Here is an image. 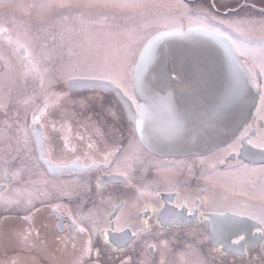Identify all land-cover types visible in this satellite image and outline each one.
<instances>
[{
  "label": "flooded vegetation",
  "instance_id": "flooded-vegetation-1",
  "mask_svg": "<svg viewBox=\"0 0 264 264\" xmlns=\"http://www.w3.org/2000/svg\"><path fill=\"white\" fill-rule=\"evenodd\" d=\"M39 0L28 1L29 20L50 27H91L100 26L105 21V10L103 9H61L52 7L50 9H40L32 7ZM169 3L171 7L148 9V19L156 10L170 11L176 13L181 20L187 19L184 24L175 22L166 24V22H148V37L145 42L155 33L176 29L185 30L187 28H216L219 31L232 36L233 40L241 47L238 39L241 38L246 44L252 45L263 43L264 31L261 30L259 22L264 18V0H162ZM44 3V2H41ZM34 8V9H33ZM18 12L19 8H10L5 11ZM33 10V11H32ZM83 11L85 18L90 22L80 25L78 21L70 19L62 21L61 17L68 15L75 17L79 12ZM88 11L95 12V16L89 17ZM169 19V18H168ZM167 19V20H168ZM171 19V18H170ZM252 20L254 24H244L240 26L239 31L235 30L234 21ZM223 21L224 23H221ZM10 24L4 19H0V28L9 29ZM232 25V26H230ZM231 29L228 33L227 29ZM7 36L9 34L7 33ZM13 42L10 43L12 50L21 58L24 69L25 61L22 59L24 55L23 49L17 50L15 40L17 38L9 36ZM58 38L55 34L51 35L48 40H42V44H37V53H47L50 57L46 62L40 65L41 73L44 76L50 72L48 62L58 55L56 53L57 46L55 41ZM20 39V38H19ZM22 40V39H21ZM0 42L7 44V39L0 37ZM64 44V43H63ZM59 45L60 42H59ZM43 46V47H41ZM64 47V46H63ZM242 48V47H241ZM243 49V48H242ZM244 50V49H243ZM245 51V50H244ZM246 55H239L241 61L248 69L250 81L264 86V76L260 75L259 65L254 61L251 54L245 51ZM135 66V65H134ZM2 66L0 65V70ZM54 72V70L52 69ZM134 67L131 68L130 76L123 78L128 86L130 94L135 96L133 85ZM36 74V73H34ZM36 77V93L38 97L35 103H39L44 91L60 93L68 90V85L62 82L43 83L41 86V78ZM261 93V89H259ZM260 93L257 104L249 120L243 125L238 133L229 141L210 150L200 153H187L181 155H158L153 152L140 149V162L135 166L130 184L121 182H110L107 173L116 170V166L124 156V149L128 146L130 140L138 138L137 131L135 137L130 133V128L136 126L135 122L130 119L123 101L120 99L118 92L114 88L103 89L100 87H87L73 90V98L88 97L93 103L89 108V113H95V118L102 123L101 131L105 133L104 141L113 144L121 149L119 154L110 157L112 167H92L85 169L81 166H73L71 161L77 157L80 158V165L90 163L85 159V154L98 158L99 152L95 149L90 150L88 143L97 141L98 137L89 129L86 131L83 127L78 126L76 121H69L66 128L57 132L49 131L52 140L51 159L54 163L69 164V170L60 172L51 168L45 161L39 159L38 146L35 138L30 135V143L27 148L17 143L16 135L10 133L8 125L4 121V117H8V110L0 107V150L5 153L16 154L15 169L19 165H25L22 175L21 184L23 187H35L39 189L40 194H48V200L44 205L33 200L36 208L45 207L55 199H60L65 205L75 207L77 204L83 205V212L87 213L93 207V204L99 206V214L97 216L85 219L82 226L86 229L92 228L93 224L97 227H107L109 219L112 220L111 227L126 228L129 235L131 232H137L138 235L130 240L127 244L121 245L123 252L114 250L103 243V238L98 232L92 235L93 241L92 252L96 255L97 249L100 251L104 247H109L116 251L117 254L123 255L126 260L128 257L133 259L139 258V261L145 264H232L233 261L244 259L250 255V252H256L264 256V248L261 247L260 235L255 234V240L250 244L246 251L242 253L234 252H216L213 251V242L209 237L212 235L211 218L219 212H227L231 214L233 209L241 210L248 213H255L257 216L264 210V160L261 159L259 149H251L257 153L254 157L249 156L246 151L241 150L240 155L236 154L229 145L233 144L236 137L247 128L249 138L257 139L258 133L264 131V110H258L260 104ZM120 94V93H119ZM136 98V96H135ZM55 99L54 97L52 98ZM19 108L17 106V115L19 122L23 124L25 120L31 123V111L35 106L32 99H19ZM137 104L139 100L136 98ZM31 103V105H27ZM25 105L29 106L25 109ZM111 109L117 115L113 119L104 109ZM133 113L137 112L136 108H132ZM27 114V115H26ZM26 115V118H25ZM59 128V125H57ZM70 128L71 131L67 129ZM84 135L85 140H80V136ZM67 137L70 140L67 148H64V140L61 137ZM246 148V140L240 141ZM20 151H17V148ZM98 148L103 147V142L97 144ZM75 148V152L72 149ZM223 160L224 163H220ZM0 168L5 166L10 169L9 162L0 156ZM16 179L11 181L0 178V184L4 186L0 194L11 197L13 199L25 200L28 198L11 196L7 194ZM102 185L105 201L100 202L97 182ZM79 185L81 193L79 196L73 197L69 202L67 197H60V192L67 187ZM111 197L109 200L108 198ZM194 197H200L195 208L192 207L190 201ZM203 202V203H201ZM113 205L116 207L114 208ZM49 216L51 215L54 234L57 236H67L68 241L72 244L78 241H87L89 233L86 231L81 233L75 239L71 238V234L57 226V217L52 214V210L47 208ZM192 217L189 222L184 225H175L164 222L166 217L170 218L171 213H182L188 216L189 211ZM18 209H10L9 211L1 210L0 215L10 216V222L15 224L22 218L23 213L17 215ZM115 212L116 215L109 216ZM203 214V215H202ZM116 216H120V223L116 224ZM207 217V219H205ZM40 212L37 215V224L41 225ZM64 223H68L67 220ZM249 224H255L253 220L248 221ZM90 224V225H89ZM26 226V225H25ZM254 232V229H253ZM115 236L109 228V235ZM53 234V233H52ZM110 237V236H109ZM111 240V238H110ZM165 241L166 246L161 244ZM155 245V247H150ZM8 247H14L8 245ZM20 249V248H19Z\"/></svg>",
  "mask_w": 264,
  "mask_h": 264
},
{
  "label": "snow or ice",
  "instance_id": "snow-or-ice-1",
  "mask_svg": "<svg viewBox=\"0 0 264 264\" xmlns=\"http://www.w3.org/2000/svg\"><path fill=\"white\" fill-rule=\"evenodd\" d=\"M169 3L159 2V0H46L44 3H38L32 5L40 9H50L52 7L61 9H103L105 15H111L113 19L122 17L123 19H132L133 17H144L148 9L171 7ZM131 13V15H126ZM74 19L79 22L80 25H84L88 22L85 18L84 12H79L75 17L68 15L62 16V21H68ZM221 23H224L221 21ZM255 21L252 20H238L234 21L233 24L236 26L235 30L239 31L240 26L244 24L252 25ZM260 28L264 31V18L259 22ZM232 26V25H230ZM75 26L69 31H74ZM209 32L217 33L218 35L225 37L231 42L235 52L240 55H246V52L233 40L232 36L227 35L223 31H219L216 28H208ZM11 29L0 28V37L8 40L12 43L11 37L7 36ZM129 40L131 42L132 37L135 34V30L129 28L128 30ZM38 39V38H37ZM17 50L23 49L24 55L22 59L25 61V71L29 73H36L40 75L41 86L43 88V74L41 73L40 65L46 62L50 57L47 53H40L39 56L35 54L33 47V37L25 33L23 40L17 38L15 40ZM43 47V46H41ZM259 54L262 58V62L259 64L260 75L264 76V46L259 49ZM198 69L193 67L191 69L192 77L195 78ZM51 83V81L49 82ZM68 85L67 91L60 93L44 91L42 98L39 103H35L38 98L35 94L33 95V103L35 106L31 111V123L28 124L27 120L23 124L17 121L16 137L17 143L24 148H27L30 143V135L35 138V143L38 146L39 159L45 161L51 168L60 172H66L69 170V164H58L50 158L52 151V140L49 135V131L57 132L60 129L66 128L69 121H76L78 126L83 127L86 131L91 129L94 134L98 137L97 141H91L90 137L88 148L90 150L95 149L99 152L98 158L95 156H89L85 154V159L90 160V163L80 165V158L77 157L74 161H71L73 166H81L85 169L92 167H112L110 157L115 154H119L121 149L113 144H108L104 141L105 133L101 131L102 123L95 118V113H89V108L93 103L91 98H73V90L77 87L92 86L100 87L103 89L115 88L122 98H125L126 102L129 103L130 117L136 118L139 112V105L137 104L134 95L128 91V86L125 83L123 77L119 72H111L107 75L104 74H91V75H70L65 81ZM253 85L258 89H261L260 93V104L258 110H264V86L256 83L253 80ZM141 90L142 85L140 86ZM243 94V88L238 85L230 90L225 98L218 103L211 111L195 112L189 116L177 115L171 122L170 127L165 132L164 136L167 140L166 143L161 142V137L158 134L149 132L144 136L143 140L136 138L130 140L128 146L124 149V156L121 161L118 162L116 170L108 172L107 175L110 178V182H121L130 184L132 180L135 166L140 162V149H144L149 152H153L160 148H177L181 145L178 143L185 136L190 137L192 140H199L208 136L209 133L214 130L219 123L225 118L228 107L234 103ZM55 98L54 100L52 98ZM0 102V107H5ZM132 108H136L137 112L133 113ZM104 111L110 115L113 119L117 118L115 112L111 109H104ZM264 118V117H262ZM139 121H137V124ZM59 125V128L57 127ZM241 132L240 136L236 137L232 145L229 148H233L237 155H240V151L244 150L249 156L254 157L257 153L251 151V149H259V155L264 160V131L258 133L257 139L249 138L247 128ZM71 131L70 128L67 129ZM136 126L130 128V133L135 137ZM64 140V148L68 147L70 140L67 137H61ZM84 135L80 136V140H85ZM246 140L247 145L250 148H246L240 141ZM103 142V147L98 148L97 144ZM21 149L18 147L17 151ZM75 152V148L72 149ZM220 163H224L223 160ZM25 165L21 164L18 168L9 172L8 167L5 166L0 168V178L11 181L12 179H18L21 177ZM98 190V196L100 202L104 203L105 197L101 183L98 181L96 184ZM81 187L79 185H73L67 187L65 190L60 192V197H67L69 202L72 201L73 197L79 196L81 193ZM47 195V193H45ZM109 200L111 197L108 198ZM200 197H194L190 203L195 208L197 201ZM203 203V202H201ZM45 207L52 210V214L57 217V226L68 231L71 234V238L79 236L81 233L88 232L89 239L87 241H81L79 248L73 246V255L71 260H65L62 258L66 252V247L61 248V244L65 243L63 236H56L55 234L49 235L47 231L43 233L38 231L42 228V225L37 224V215L39 214V208H36L31 198L25 200L13 199L11 197L0 194V209L9 211L10 209H18L17 215L23 213L20 223L14 225L10 222V216L0 215V245H12L14 247L23 249L24 251L17 252L14 258L5 259L3 264H40L39 256H43L47 259L48 264H86L85 257L90 256L93 248L92 235L96 232L103 238V243L109 247L114 246V250L123 252L121 245L127 244L130 240L138 235L137 232H131L129 235L126 228L122 227H111L112 220L109 219L107 227H97L93 224L92 228L86 229L82 226L85 219H88L99 214V206L95 203L93 207L89 209L87 213L83 212V205L77 204L75 207L65 205L62 200L55 199L54 201L47 204ZM115 208L116 206L113 205ZM116 215L115 212L110 213L109 216ZM203 215V214H202ZM192 217L191 210L188 216L182 213H171L170 218L165 219L164 222L169 224H175L177 226L184 225L189 222ZM120 216H116V224L120 223ZM207 219V217H205ZM67 220L68 223H64ZM253 220L256 223L249 224L248 221ZM211 232L212 235L209 239L212 240L213 245H219L214 247L213 251L216 252H240L246 251L248 246L255 240V234L260 235L261 247L264 248V210L261 211L259 216L255 213H248L241 210L233 209L231 214L227 212H219L216 216L211 218ZM26 225V227H25ZM109 228L111 232L115 234L114 237H109ZM254 229V232H253ZM35 233V235H33ZM165 241H161L162 245L166 246ZM150 247H155L151 245ZM37 253L39 255H37ZM96 255H100V250L97 249ZM89 264H99V261H90ZM120 264H131V258L128 257L127 261L121 260ZM142 264V262H141Z\"/></svg>",
  "mask_w": 264,
  "mask_h": 264
},
{
  "label": "water",
  "instance_id": "water-1",
  "mask_svg": "<svg viewBox=\"0 0 264 264\" xmlns=\"http://www.w3.org/2000/svg\"><path fill=\"white\" fill-rule=\"evenodd\" d=\"M193 67L198 69L195 78ZM248 72L231 42L217 33L201 27L155 33L141 48L133 72L139 112L130 119L135 122L138 138L143 140L151 132L166 143L164 134L177 115L211 111L238 83L243 94L228 107L225 118L208 136L199 140L185 136L178 141L180 147L160 148L153 153H200L226 143L249 120L259 98ZM87 87L90 86L79 88ZM118 95L130 116L129 103L119 92ZM3 188L0 184V191Z\"/></svg>",
  "mask_w": 264,
  "mask_h": 264
},
{
  "label": "rangeland",
  "instance_id": "rangeland-1",
  "mask_svg": "<svg viewBox=\"0 0 264 264\" xmlns=\"http://www.w3.org/2000/svg\"><path fill=\"white\" fill-rule=\"evenodd\" d=\"M28 1L31 0H0V11L10 8L20 9L18 12L11 10L0 12V19H4L10 24L8 26L11 29L8 33L9 36L23 40L26 32L31 35L33 37L35 54L37 53V44H42V40H48L54 34L58 37L56 38L57 40H54L55 46H57L55 55L57 53L58 55L54 56V59H51L52 62L46 64V66H49L50 72L44 76L45 83L50 81L51 83L62 82L70 75H107L111 72H119L123 78L127 79L130 76L128 73L134 67L140 49L144 45L150 32L148 31V22L162 23L165 21L166 24L172 22L184 24L187 21V19H179L176 13L166 10H156V13L152 14L149 19L148 13L142 18L133 17L132 19H123L122 17L113 19L111 15H107L105 16V21L100 26L75 27L74 31H69L73 27L42 26L40 25L41 23L38 24L33 20H29V13L27 11L29 9ZM41 2H46V0H39L37 4ZM159 2H162V0H159ZM88 14L89 17L96 15L93 11H88ZM126 15H131V13H127ZM129 28L135 30L131 42L127 31ZM230 31L231 29L228 28L227 32L229 33ZM244 41L241 38L238 39L241 47L245 51H248L254 61L259 65L262 62L259 49L264 46L263 43L249 45ZM59 42L61 45H59ZM11 46L10 43L4 44L0 42V65L2 66L0 70V102L6 105L4 108L8 110V117H4V121L8 125L10 133L16 135L17 121L20 120L17 115V106L19 108L20 104L19 99L27 100L33 98V95L36 93L37 74L25 71L21 58L12 50ZM25 103L31 105L32 102ZM27 105H25V109L29 108ZM3 151L0 150V156L9 162L10 169L13 171L15 169L16 154L5 153ZM40 193L39 189L35 187H23L20 177L12 184L7 194L31 198L32 200H36V202L38 201L41 205H44L45 201L48 200V194ZM40 209V216H42L41 225L43 227L39 228L38 231L42 233L47 231L49 235L54 234V231H52V222L54 220L51 215L49 216L46 213L48 209L44 207ZM47 218L52 221L51 224ZM15 221L16 223L14 225H18L19 221ZM63 237L65 238V243L61 244V248L66 247V252L62 258L71 260L73 246L75 245L76 248H79L82 240L72 244L68 241L67 236L63 235ZM20 251L24 250L17 247L10 248L8 245H0V264H3L5 259L14 258L15 254ZM37 255L39 254L37 253ZM259 255L261 254L250 252L248 257L233 261L232 264H264V256ZM39 259L40 264H48L45 257L39 256ZM97 260L99 264H120L121 260L127 261L123 255L117 254L116 251L111 250L109 247H104L100 251L99 256L91 252L90 256L85 257L86 264H89L90 261ZM131 264H141V262L139 258H136L133 259Z\"/></svg>",
  "mask_w": 264,
  "mask_h": 264
}]
</instances>
